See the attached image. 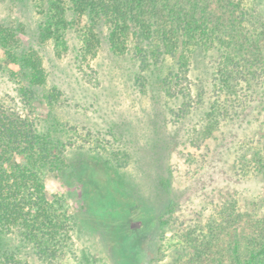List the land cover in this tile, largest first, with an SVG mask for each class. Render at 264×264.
<instances>
[{"label":"rangeland","instance_id":"1","mask_svg":"<svg viewBox=\"0 0 264 264\" xmlns=\"http://www.w3.org/2000/svg\"><path fill=\"white\" fill-rule=\"evenodd\" d=\"M200 1L215 20L217 16L225 23L224 29H232L236 16H231L223 0ZM257 7L264 15V0H258ZM0 21L21 27L23 43L38 50L48 73L43 90L56 88L61 94L52 114L68 129L79 130L59 135L66 148L63 169L44 174L49 197H62L76 220L72 244L60 264H224L234 247L227 235L231 229L225 228V219L233 220L227 213L231 203L239 219L247 213L258 219L264 211V175L252 170L245 174L238 168L250 159V153L244 152L246 143H251L254 133H264V104L248 103V124L244 104L234 115L219 108L217 94L209 91L210 59L193 61L189 80L183 81L193 87L187 101L162 92L160 78L150 76L151 72L141 73L150 77L143 92L139 80L144 76L137 78L138 65L129 54H114L107 44L88 56L85 69L92 74L83 76L75 65L79 39L74 30L68 36L70 50L62 55L54 42L43 43L36 37L41 15L34 0H0ZM260 36L257 47L264 54V29ZM5 58L0 47V62ZM199 85L206 87L204 98L196 95ZM18 88L8 72L0 71L5 103L22 109ZM33 108L42 118L40 127L47 131L51 108ZM103 135L109 141L107 150L98 149L99 140L94 149ZM82 138L92 139L91 144H84ZM230 138L231 145L226 143ZM103 156L113 159L111 169L78 166ZM89 172L94 183L87 188L94 194L92 206L86 207L82 175ZM99 193L110 194L118 204L103 208ZM12 245H21L20 239L14 238ZM20 248L23 259L41 264L29 248Z\"/></svg>","mask_w":264,"mask_h":264},{"label":"trees","instance_id":"2","mask_svg":"<svg viewBox=\"0 0 264 264\" xmlns=\"http://www.w3.org/2000/svg\"><path fill=\"white\" fill-rule=\"evenodd\" d=\"M223 2L224 7L229 6L231 16H236L231 30L224 29L225 23L217 16L215 20L214 13L200 0H34L41 15L36 37L43 43L54 42L62 55L70 50L68 36L74 30L79 39L74 48L75 65L86 77L92 74L85 69L88 56H95L107 44L114 54H129L138 65L137 78L144 76L143 81L139 80L143 92L150 77L141 73L151 72L150 76L160 78L162 92L183 101L193 96L192 85L183 83L189 80L193 61L210 59L209 91L217 94L219 108L234 115L251 101L264 104V54L258 48L264 15L257 7L258 0ZM20 28L0 21V47L6 56L0 62V71L8 72L17 82L22 104V109L11 107L0 93V264H32L20 256V247L29 248L41 264H60L72 244L76 220L62 197H49L44 174L63 169L61 159L66 148L59 135L79 130L68 129L52 114L61 94L56 88L43 90L48 73L38 50L23 43ZM205 88L199 85L196 95L204 98ZM35 105L51 108L47 131L40 127L42 118L35 112ZM248 108L244 115L247 124ZM253 136L244 151L250 153V159L243 160L238 168L245 174L252 170L264 175V133ZM102 137L96 139L93 148L97 150L99 140L98 149L106 151L109 141ZM81 140L91 144L92 139ZM230 142L232 139L226 140ZM113 165V159L105 156L78 163L93 170L111 169ZM85 175L83 196L86 207H90L94 190L87 186L94 183V177L90 172ZM98 198L107 210L113 202L118 204L110 194L99 193ZM232 210L227 213L233 220L224 218L226 226L221 227L231 229L227 235L229 243H234L224 264H264V211L258 219L250 213L239 219ZM17 237L21 245H12Z\"/></svg>","mask_w":264,"mask_h":264}]
</instances>
